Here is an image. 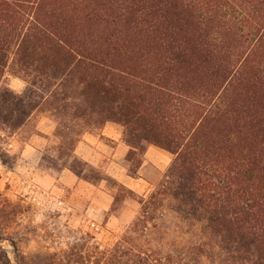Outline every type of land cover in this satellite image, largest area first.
<instances>
[{
	"label": "trees",
	"instance_id": "1",
	"mask_svg": "<svg viewBox=\"0 0 264 264\" xmlns=\"http://www.w3.org/2000/svg\"><path fill=\"white\" fill-rule=\"evenodd\" d=\"M37 112L70 157L108 122L174 155L147 197L116 180L140 210L104 264H264V0H0L3 162Z\"/></svg>",
	"mask_w": 264,
	"mask_h": 264
},
{
	"label": "rangeland",
	"instance_id": "2",
	"mask_svg": "<svg viewBox=\"0 0 264 264\" xmlns=\"http://www.w3.org/2000/svg\"><path fill=\"white\" fill-rule=\"evenodd\" d=\"M3 84L22 92L27 82L9 70ZM56 125L37 112L22 128L2 133L11 161L0 158V246L12 264H104L100 250L112 246L140 210L116 180L147 197L173 159L160 171L146 152L141 161L130 160L123 127L112 122L85 132L70 157L53 134Z\"/></svg>",
	"mask_w": 264,
	"mask_h": 264
},
{
	"label": "crops",
	"instance_id": "3",
	"mask_svg": "<svg viewBox=\"0 0 264 264\" xmlns=\"http://www.w3.org/2000/svg\"><path fill=\"white\" fill-rule=\"evenodd\" d=\"M146 155L148 164L159 171L161 170L159 168H166L174 157L171 152L156 145H150L146 150Z\"/></svg>",
	"mask_w": 264,
	"mask_h": 264
}]
</instances>
